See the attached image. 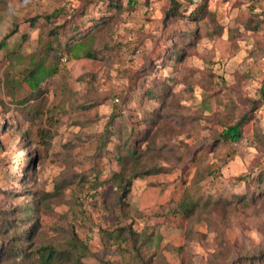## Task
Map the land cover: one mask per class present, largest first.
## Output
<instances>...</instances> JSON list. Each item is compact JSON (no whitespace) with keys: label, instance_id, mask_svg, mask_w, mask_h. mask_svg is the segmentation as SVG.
Masks as SVG:
<instances>
[{"label":"rangeland","instance_id":"1","mask_svg":"<svg viewBox=\"0 0 264 264\" xmlns=\"http://www.w3.org/2000/svg\"><path fill=\"white\" fill-rule=\"evenodd\" d=\"M84 1L0 0V39L13 27L17 29L0 50V122L6 124L0 128V190L20 185L11 175L22 173L27 144L20 133L26 132L39 155L35 174L28 182L38 197L51 193L42 200L39 241L31 249L46 243L62 246L68 233H73L85 244V264H127L122 244L101 231L117 225V190L111 176L118 164L107 154L96 156L95 144L112 106L119 103L117 95L130 88L131 77L147 63L153 71L144 77L146 82L172 79L168 82L174 92L170 104L174 112L163 130V142L167 154H173L168 173L132 180L126 202L132 213L142 212L141 217L132 218V227L159 232L160 253L168 264H248L243 260L245 255L264 250V199L237 214L207 209L203 215L209 220L195 217L189 221L177 211V205L195 169L187 160L196 147L206 152L205 162L219 167L216 174L201 182L213 199L229 189L244 192V181L231 186L230 180L257 173L263 166L264 104L243 126L244 136L239 142L216 151L211 137L221 123L238 116L246 99L253 98L264 81V0H208L209 13L197 28L199 38L181 61L168 64L158 62L157 50L171 45L170 34L187 22L164 17L167 0L142 4L137 0L133 11L115 21L110 37L127 44L139 40V49L130 53L122 47L106 60L73 59L63 54L55 73L45 77L36 89L30 87L24 77L32 65L31 52L39 45V29L30 26L26 18L60 8L69 15ZM180 1V11L185 15L196 5ZM102 6L100 0L91 3L89 13L83 16L84 24L98 16ZM255 21L259 22L257 30L251 29ZM246 25L251 28L246 29ZM43 36L47 37L46 33ZM132 99L126 107H136L125 110L127 114L138 115L150 108V101L143 99L140 107V97L134 94ZM230 104L234 107L227 108ZM11 124L16 127L9 128ZM59 182L62 184L57 189ZM24 199L18 196L5 204ZM179 246H183V255L175 250ZM36 257L28 264H40Z\"/></svg>","mask_w":264,"mask_h":264},{"label":"trees","instance_id":"2","mask_svg":"<svg viewBox=\"0 0 264 264\" xmlns=\"http://www.w3.org/2000/svg\"><path fill=\"white\" fill-rule=\"evenodd\" d=\"M98 1L85 0L81 6L72 9L73 13L69 15L60 8L26 18L30 26L39 29V45L31 52L32 65L27 68L24 77L30 87L36 89L45 77L53 75L57 69L58 60L63 54L73 59H97L100 57L106 60L114 56L119 48L126 47L130 53H134L142 46L139 40H133L127 44L116 42L110 37L115 21L121 15L133 11L137 0H126V3H123V0H100L103 6L98 16L92 17L88 25L84 24L83 16L89 13V5ZM139 1L141 4L149 2V0ZM167 1L168 7L164 17L172 16L173 19H183L187 23L184 28L177 29V32L174 31L170 34L168 39L171 40V45L162 46L157 50L156 57L160 59L158 62L166 64L172 61L179 62L190 52L188 50L200 36L197 28L209 13L207 10L208 0H183L189 4H196L187 15L180 11V0ZM76 17L79 18L76 19ZM59 18L62 20L57 23ZM39 20L41 21L38 22ZM191 24H194L193 27H190ZM249 26L246 25V29L251 28ZM258 28L259 22L255 21L251 29L257 30ZM16 30V27H13L11 31L2 36L0 50L5 47L7 39ZM43 33H46L47 37H44ZM61 36H64L65 40L61 41ZM150 66L146 63L139 73L131 77L130 88L117 95L119 99L116 98V100H119V103L112 106L95 144L96 156L107 154L115 158L118 164V169L113 171L111 176V181L117 190L114 200L118 207V214L115 217L117 225L105 232L101 231L103 236L117 244H122L123 253L128 255L127 264H168L160 253L161 235L159 232L156 229L151 231H147L145 228L134 229L132 218L134 216L141 217L142 212L135 209L136 211L134 210L135 212L132 213L133 208L126 202V196L134 178L163 175L170 171L169 158L173 153L167 154L169 151L166 150L167 145L163 142V130L174 112L170 105L173 104L171 99H173L174 92L171 83L168 82L172 79L168 77L165 80L153 79L146 82L144 77L153 71ZM138 79L141 80L139 83ZM137 87L138 90L135 93ZM134 94L140 97L138 99L140 107H143V99L150 101V108L144 109L138 115L125 112L128 110L126 106L132 103L130 101L133 100ZM208 97V95L205 96V98ZM88 98L93 99L91 96ZM88 98L87 100L90 101ZM207 100V109H210L211 101ZM262 104H264V81L257 88L255 96L246 99L245 107L238 116L221 123L222 127L212 134L211 145L213 143L214 150L219 151L222 147H230L239 142L244 136L243 126ZM134 107L136 105L129 110H134ZM228 107H234V104H230ZM4 127L6 124L1 121L0 128ZM15 127L16 125H9V128ZM28 135L26 132L20 133V137L27 144L25 163L21 165L22 173L11 175L14 180H18L19 187L0 190L2 196L0 201V264H28L35 254H37L35 260L40 264H85L82 261V258L87 255L85 244L79 241L73 233H68L69 237L62 246L46 243L37 244L35 249H31L32 244L39 241V237H37L40 227L38 212L42 206V200L48 199L51 193L43 192L38 197L37 191L32 189L28 182V179L33 178L35 174V163L39 156L33 143L29 141ZM259 141L262 140L259 139ZM205 158L206 152L203 148L196 147L190 152L187 160L188 163L194 164L195 169L190 180L185 182H188V185L179 198L177 211L187 217L189 221H193L195 217L198 220H209V217L203 215L207 209L223 214H237L240 209L247 210L252 208V205L255 207L254 203L264 199V162L257 173L247 176L239 175L230 180L231 186L238 185L241 180L244 181V192L237 193L233 189H229L227 193H217L213 199L212 194L204 192L201 182L208 176L216 174L219 167L205 162ZM61 184L62 182H59L55 188L59 189ZM18 196L29 200L24 199L18 204L12 203L13 205L5 204L6 201L11 203ZM175 250L181 255L184 254L183 246L176 247ZM243 260L248 264H263L264 250L245 255ZM234 263L240 264L238 261H233L230 264Z\"/></svg>","mask_w":264,"mask_h":264}]
</instances>
